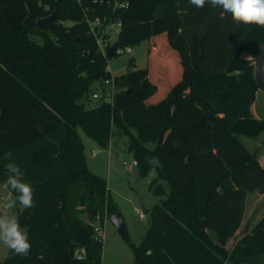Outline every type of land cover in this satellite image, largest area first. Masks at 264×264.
<instances>
[{"label": "trees", "instance_id": "16d2710c", "mask_svg": "<svg viewBox=\"0 0 264 264\" xmlns=\"http://www.w3.org/2000/svg\"><path fill=\"white\" fill-rule=\"evenodd\" d=\"M126 1L117 43L150 40L152 61L133 69L131 58L113 76L77 0H0V157L12 154L35 201L18 212L30 254L9 250L0 263H103L94 224L117 210L105 179L89 168L78 127L103 147L118 127L142 174L156 168L151 190L164 196L132 244L135 264H264V215L228 244L247 196L264 192V163L241 139L264 132L252 108L264 90L255 75L264 27L234 23L208 3ZM54 11L72 23L40 27ZM111 77L112 102L103 83ZM8 162L0 159L2 184Z\"/></svg>", "mask_w": 264, "mask_h": 264}, {"label": "rangeland", "instance_id": "374dc122", "mask_svg": "<svg viewBox=\"0 0 264 264\" xmlns=\"http://www.w3.org/2000/svg\"><path fill=\"white\" fill-rule=\"evenodd\" d=\"M58 21L64 24L72 23L71 20L58 19L57 17L55 23ZM150 46L151 41L145 40L132 46L133 52L109 58L108 69L111 74L116 76L126 73L129 69L128 62L131 58L135 61L131 66L133 69L147 67L152 61L149 52ZM163 93L164 90L162 88L153 96V99H159ZM78 131L85 144L89 168L92 172L105 179L113 207L117 212L123 214L131 237V242L125 240L110 220L112 212L109 214L108 211H105L103 219L101 218V222H105L102 231L104 236L102 264H135L132 244H140L149 227V210L164 198V196L157 195L151 190V183L157 176V170L153 168L150 172L142 174L139 165L133 163L135 157L130 148L129 135L118 127L113 128L111 142L108 147L100 146L96 140L87 135L83 128L78 127ZM242 140L248 148L261 141L263 143L264 132L257 139L242 136ZM161 182L167 190L170 189L166 180ZM261 195L262 193L259 191L249 194L243 226L237 231L235 237L229 240L228 244H232L237 236L239 237L249 231L256 219L264 213V197H261ZM4 199V195L2 197L0 194V202ZM141 214H145L147 218L143 219ZM82 216L84 219H88L87 214ZM4 248L3 245H0V253H3Z\"/></svg>", "mask_w": 264, "mask_h": 264}, {"label": "clouds", "instance_id": "9594fccd", "mask_svg": "<svg viewBox=\"0 0 264 264\" xmlns=\"http://www.w3.org/2000/svg\"><path fill=\"white\" fill-rule=\"evenodd\" d=\"M196 8H203L206 3L219 7L231 16L237 24L264 27V0H189ZM11 153H4L0 159L9 160L5 164L7 179L0 185L7 198L0 202V245L10 250L15 256L27 257L32 249L29 230L22 226L13 213L17 207H34V188L23 179L21 167L11 162ZM43 258V257H41Z\"/></svg>", "mask_w": 264, "mask_h": 264}, {"label": "built area", "instance_id": "2783aa9c", "mask_svg": "<svg viewBox=\"0 0 264 264\" xmlns=\"http://www.w3.org/2000/svg\"><path fill=\"white\" fill-rule=\"evenodd\" d=\"M83 5L85 12V20L89 24V33L94 36L98 51L107 57L110 47L117 43L119 33L121 31L123 21L120 17V8L127 5L126 0H77ZM133 52L132 46H120L115 51V56L124 53ZM103 83L108 88L106 93V100L112 102L116 90L115 80L113 77L103 80ZM100 91H95L93 94L94 99L100 98ZM133 163L137 164L136 159ZM143 219H146L145 214H141ZM105 222H101L99 218L94 224L95 234L104 240L102 234ZM2 264V263H0Z\"/></svg>", "mask_w": 264, "mask_h": 264}, {"label": "water", "instance_id": "95a60500", "mask_svg": "<svg viewBox=\"0 0 264 264\" xmlns=\"http://www.w3.org/2000/svg\"><path fill=\"white\" fill-rule=\"evenodd\" d=\"M57 13L54 11L52 14L39 18L37 23L44 29H50L56 22ZM118 47V43L113 44L108 50L107 57L112 58L115 56V51ZM261 54L255 61V75L258 80L264 84V44H261ZM110 220L116 226L118 233L128 242H131V237L128 232V228L121 212H115L110 215Z\"/></svg>", "mask_w": 264, "mask_h": 264}, {"label": "crops", "instance_id": "0c3cea01", "mask_svg": "<svg viewBox=\"0 0 264 264\" xmlns=\"http://www.w3.org/2000/svg\"><path fill=\"white\" fill-rule=\"evenodd\" d=\"M252 108H253L254 114H255V116H256L257 118H263V117H264V90L260 89V90L257 91V97H256V100H255V102H254ZM262 133H263V132H262ZM242 136H244V135H242ZM242 136H241V139H242ZM259 136H260V135H259ZM259 136H258V137H259ZM258 137H255V138H253V139H257ZM242 141H243V140H242ZM259 142H260V141H259ZM247 147H248V146H247ZM250 147H251V148H250ZM250 147H249V149H250L251 151L257 153V156H258L260 162L263 164V163H264V142L262 143V141H261L260 143L255 144V145H252V146H250ZM0 185H2L1 182H0ZM260 193H262L261 197H264V192H260ZM0 194L2 195V197H3V195H4V198H5V199H6L7 196H8V194L5 193V192L3 191L2 188H0ZM248 197H249V195L247 196V199H248ZM247 199H246V202H247ZM2 202H3V201H2ZM20 210H22V208H20V207H17L16 209L13 210V213L16 214L17 218H18V212H19ZM245 212H246V209H245ZM263 215H264V213H263L258 219H256V221L254 222V224H255V223H256V222H257V221H258ZM244 217H245V213H244ZM243 220H244V218H243ZM242 224H243V222H242ZM242 224H241L240 228L243 226ZM254 224H253V225H254ZM252 227H253V226H252ZM240 228H239V229H240ZM8 251H9V250H8L7 248H4L3 253H0V254H1V255H0V262H1L2 260H4V258L6 257ZM134 262H135V260H134Z\"/></svg>", "mask_w": 264, "mask_h": 264}]
</instances>
